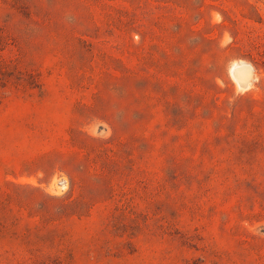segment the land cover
I'll return each mask as SVG.
<instances>
[{
    "label": "rangeland",
    "instance_id": "obj_1",
    "mask_svg": "<svg viewBox=\"0 0 264 264\" xmlns=\"http://www.w3.org/2000/svg\"><path fill=\"white\" fill-rule=\"evenodd\" d=\"M0 264H264V0H0Z\"/></svg>",
    "mask_w": 264,
    "mask_h": 264
}]
</instances>
